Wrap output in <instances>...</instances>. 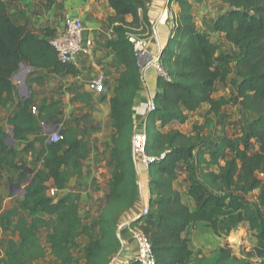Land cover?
Instances as JSON below:
<instances>
[{"label": "trees", "instance_id": "1", "mask_svg": "<svg viewBox=\"0 0 264 264\" xmlns=\"http://www.w3.org/2000/svg\"><path fill=\"white\" fill-rule=\"evenodd\" d=\"M15 1L0 0V109L5 98L16 94L12 78L22 65L55 75L77 73L73 64L59 61L56 50L48 43L47 38L54 31L45 30L40 37L26 25L12 23L6 3ZM45 1L48 5L55 2ZM147 1L108 0L114 14L107 18V27L114 37L105 43V48L113 52L114 66L122 70L117 71L109 101L113 167L108 191L97 199V234H92L83 223L77 197L47 196L50 187L63 191L72 178L83 175V162L89 157L90 148L72 126H65L57 118L53 122L61 124L58 142L47 143L45 135L38 136L41 124L51 121L58 105L44 102L34 115L31 108L36 106L31 97L17 104V111L7 122L12 127V139L27 142L26 153L33 152L34 141L41 144L36 160L41 161L42 169L16 163L17 152L4 143L7 134L0 125V180L1 172L9 167L17 177L8 182L19 187L25 185L22 201L1 216L0 233H9L11 239L0 264H26L27 259H43L45 249L39 243L37 231L45 227L50 228L49 255L58 264H72V251L79 248L76 240L81 236L88 240L80 250L84 264H112L121 250L119 219L129 212L137 215L140 210L132 145L134 131H139L135 130L133 118L135 98L144 82L129 39L146 40L153 35ZM199 1H216L227 6V11L211 25L210 33L222 35L238 55L220 52L210 34L197 28L188 0L166 1L167 6H177L178 12L169 44L160 55L166 78H157L155 110L146 120V126L159 123L146 147V153L155 158L149 166L153 173L150 214L134 219L131 225L147 237L155 264H206L204 259L193 258L189 238L184 235L188 228L202 222L215 236L226 237L234 227L246 224L256 240L252 255L264 262V191L252 203H246L242 197L258 188L257 175L264 176V0ZM126 17L131 20L126 21ZM233 71L239 80L234 86L233 100L213 99L215 84L225 85ZM33 82L40 86L43 78H35ZM84 98L90 101L86 95L72 99L76 102ZM232 102L253 114L254 119L239 134L227 135L220 111ZM204 104L209 107L204 123L193 125L191 135L172 128L173 124H184L188 115ZM212 119L218 124L213 142L203 133L213 126ZM87 131L88 128L83 130ZM33 135L37 136L29 141ZM180 166L186 173V195L194 204L192 209L183 203L173 186ZM22 212L28 213L29 221ZM229 260V252L222 248L214 264H226Z\"/></svg>", "mask_w": 264, "mask_h": 264}, {"label": "crops", "instance_id": "2", "mask_svg": "<svg viewBox=\"0 0 264 264\" xmlns=\"http://www.w3.org/2000/svg\"><path fill=\"white\" fill-rule=\"evenodd\" d=\"M166 1L149 0L145 2L154 26L153 35L147 39L148 49L151 54L162 50L167 40L170 39L171 30L174 26V17L178 12L177 6H167ZM6 8L13 24L16 26L26 25L29 31L40 37L45 30H52L54 34H59L63 30L64 20L67 17L76 16L83 21L86 28L85 37L92 42V46L88 54L81 55L78 58L75 64L77 73L75 75H55L46 70H27L26 76L17 81L13 80L16 94L12 98L4 99L0 109V125L2 130L8 135L10 130H12L11 125L7 122L8 118L12 117L17 111V104L19 102H24L31 97L36 106V110L44 102L47 104L50 102L56 103L58 109L55 117H52L51 121H45V123L50 124L57 118L65 126H72L90 148V155L83 162V175L79 178H72L66 188L59 192V195L77 197L79 200V208L82 201L96 202L98 197L106 195L108 191L107 183L113 167L110 160L113 129L111 127L109 101L116 85L118 77L117 71L122 70V68L114 66V54L111 50L105 48V43L109 40L107 18L114 14L113 10L109 7L108 0H55L50 5L46 4L45 0H17L15 2H7ZM126 21H130L128 17H126ZM212 36L214 35L212 34ZM220 36L224 39L222 35ZM230 55L237 56V50ZM100 74L105 75V88L102 92L94 89L91 85L92 80ZM142 75L144 83L135 98L133 115L134 121L138 124L137 130L139 131L147 128L146 120L148 118V112L146 105L149 101H153L155 94L159 91L157 87L158 75L153 66L142 68ZM35 78H43L40 86L33 82ZM23 82L24 86L19 90V86ZM217 84H215L212 94L215 100L220 99L215 95V87ZM80 95H86L90 101H85V98L81 101H73V96ZM99 99H102V102H98ZM226 107L220 111L224 119L226 118V112H224ZM236 107H238L237 104ZM81 108L84 109L80 111ZM208 109V105H202L195 113L188 115V119L184 124L178 126L184 127L190 124L191 116H195L199 112L203 111V116H205ZM240 113L243 124L240 125L237 134L254 119V115L251 113L244 112L241 109ZM212 121L214 125L217 124L216 120L212 119ZM158 125L159 123L157 122L151 128H157ZM174 125H172V128L182 132L178 127H174ZM192 125L198 124L192 123ZM60 127L61 124H59ZM85 128L89 129L87 133L83 132ZM42 132L43 130L40 128L37 135L43 136ZM211 132L213 133H209L211 134L209 137L207 133L204 135L213 142L216 136L214 128ZM37 135L30 136L29 141H33ZM26 146L27 142L25 141H14L13 148L17 152L16 163H24L30 168L42 169L41 161L36 160L37 153L41 150V144L38 141H34V150L28 153L25 152ZM205 158L207 157L205 156ZM136 169L139 190L137 205L139 207L142 205L148 206V201L151 198L153 173L149 167H146L140 162H136ZM1 176L0 214L22 201V196L16 197L15 192H12V188H14L16 183L10 184L8 182L9 179L15 180L17 174L11 168L7 167L1 172ZM257 178L260 180V185L253 192L256 196L264 191V176L257 175ZM6 186L9 188V192H6ZM95 188L99 189V193L93 191ZM186 190L187 186L185 185L184 191ZM177 191L179 192V190ZM193 207L194 204L192 203L191 209ZM134 215L135 212L127 213V221ZM201 224L204 223L199 222L194 227H189L184 235L187 237V234L198 228ZM118 233L122 241V247L113 259L112 264L130 263L132 257L136 254L135 245L130 241L123 227L118 228ZM82 237L76 240L77 244ZM85 239L86 241L81 247L87 244L88 240L87 238ZM48 258L53 264H58L54 262L50 255ZM39 260L41 259H27L25 263L34 264L38 263ZM47 261L40 262V264H48Z\"/></svg>", "mask_w": 264, "mask_h": 264}, {"label": "rangeland", "instance_id": "3", "mask_svg": "<svg viewBox=\"0 0 264 264\" xmlns=\"http://www.w3.org/2000/svg\"><path fill=\"white\" fill-rule=\"evenodd\" d=\"M192 6V15L194 18V23L200 31L207 32L210 34L211 40L217 44L220 48V52L224 54H233L235 52V48L232 45H229L220 35H214L210 33L211 25L215 22V20L223 13L227 11V6L223 5L216 1H199V0H188ZM131 20L130 17H128ZM169 44V39L165 43L164 47L166 48ZM26 68V65H23ZM238 78L233 71V73L229 76L227 83L225 85L217 84L215 87V95L218 98L232 99L234 98V86L237 84ZM84 108H81L82 111ZM226 118L224 122L226 124V134H237L240 125L243 124L241 119L240 109L236 107L235 102L229 104L225 109ZM204 112H199L195 116H191L190 124L179 127L178 124H175L174 127H178L182 132L188 134H192V123H196L198 125H202L204 123ZM52 117H55L52 116ZM245 121V120H244ZM152 125H147V134L149 137V141L152 139L153 132H155L156 127L151 128ZM218 124L214 125L208 129L203 131L204 134L207 133L208 137L213 133L212 129L216 130ZM46 130L44 129V132ZM165 132V129L162 130ZM211 133V134H209ZM207 138V137H206ZM199 157H196L198 160ZM199 174V170L196 171ZM186 182V173L183 167L178 168V179L174 182V187L176 190H179L181 195V199L185 205L189 208L192 207V201L187 197L186 191H184ZM25 185H21L19 188L24 189ZM6 192H9V188L5 187ZM93 191L99 193V189L95 188ZM12 192H15L16 197L21 196L22 192L20 189L12 188ZM243 200L246 203H252L256 200V195L253 193L243 195ZM11 206V205H10ZM80 217L84 224L88 225L91 229L92 234H97V218L99 215V203L90 202V201H82L80 203ZM22 216L26 217L27 220H30V216L28 213L22 212ZM2 214H0L1 220ZM42 216V215H39ZM48 219L47 217H45ZM127 220V216L124 214L122 218L119 219L118 228H121L123 222ZM50 233V228L45 227L41 228L37 231L38 239L40 245L45 249V257L38 261L40 262L47 261L48 264H53V262L48 258L49 257V247L47 243V236ZM189 237V247L193 251V258L204 259L206 260V264H214V260L216 256L219 255V250L224 248L230 254V260L226 264H264V262L257 260L252 255V249L256 245V240L253 238L252 233L249 231L246 224H240L234 227L228 236L226 237H217L215 236L210 228L206 224H201L187 234ZM11 239L9 233H0V257L4 256L5 252L9 247V240ZM16 240V238H14ZM86 239L84 236L80 241H78V246L81 247L84 245ZM82 248V247H81ZM81 248L74 249L72 251V264H84V261L81 257ZM44 264V263H42Z\"/></svg>", "mask_w": 264, "mask_h": 264}, {"label": "built area", "instance_id": "4", "mask_svg": "<svg viewBox=\"0 0 264 264\" xmlns=\"http://www.w3.org/2000/svg\"><path fill=\"white\" fill-rule=\"evenodd\" d=\"M85 32L86 28L83 21L79 17L70 16L64 20L63 30L59 34H53L47 38L48 43L56 50L58 59L61 63L73 64L75 66L81 55L89 53L92 42L89 39H86ZM108 36L109 40L114 37L111 30H108ZM129 41L134 45V53L138 59L140 67L144 68L153 66L158 76L166 78L160 64L161 50L157 51L155 54H151L148 49L147 39L130 37ZM91 85L94 89L102 92L105 88V75L100 74L97 78L92 80ZM146 110L148 115L155 110L153 101H149L146 105ZM31 113L36 115V108H31ZM40 128L44 132V129L46 130L45 123H42ZM46 137L47 140H49V143H56L60 140V135H57L56 133ZM149 143L150 141L146 128L137 131L134 134L132 145L133 154L136 162H140L146 167H149L155 161L154 157H151L146 153V147ZM47 196L52 199H57L59 197V191L50 187L47 190ZM148 214H150V209L148 206L142 205L139 213L128 221H124L122 225L126 234L129 236L130 241L134 243L136 248V254L132 257V261H136L139 264H155L147 237L141 230L134 228L131 225V221L134 219Z\"/></svg>", "mask_w": 264, "mask_h": 264}, {"label": "water", "instance_id": "5", "mask_svg": "<svg viewBox=\"0 0 264 264\" xmlns=\"http://www.w3.org/2000/svg\"><path fill=\"white\" fill-rule=\"evenodd\" d=\"M27 70H33L32 67H29L27 66L26 68H24V66L22 65L19 69V71L17 72V74H15L13 76V80L14 81H17V80H20L22 77L26 76V71ZM24 86V82L19 86V90ZM59 121H55V122H52L50 125L48 123H45V128H46V131L43 132V135L45 136H50V135H53V134H57V135H60V128H59ZM138 124L135 125V130L137 128ZM10 133H12V130H10ZM8 134L7 137L4 139V143L7 144L9 147H13L14 145V140L12 139L11 137V134ZM136 133V131H134V134ZM47 143H49V140H47ZM14 188L16 189H20L22 194L21 196H23V194L25 193V190L22 188H19L18 185H14Z\"/></svg>", "mask_w": 264, "mask_h": 264}]
</instances>
